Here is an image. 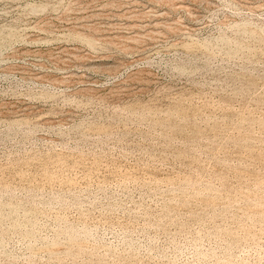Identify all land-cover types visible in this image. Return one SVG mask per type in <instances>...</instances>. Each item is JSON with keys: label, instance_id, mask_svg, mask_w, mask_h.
Returning <instances> with one entry per match:
<instances>
[{"label": "rangeland", "instance_id": "374dc122", "mask_svg": "<svg viewBox=\"0 0 264 264\" xmlns=\"http://www.w3.org/2000/svg\"><path fill=\"white\" fill-rule=\"evenodd\" d=\"M0 264H264V0H0Z\"/></svg>", "mask_w": 264, "mask_h": 264}]
</instances>
